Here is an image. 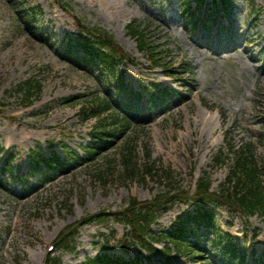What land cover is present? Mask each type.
I'll return each instance as SVG.
<instances>
[{
	"label": "rangeland",
	"instance_id": "374dc122",
	"mask_svg": "<svg viewBox=\"0 0 264 264\" xmlns=\"http://www.w3.org/2000/svg\"><path fill=\"white\" fill-rule=\"evenodd\" d=\"M230 1L228 15L218 12L228 25L213 26L209 36L206 26L191 29L183 20L181 0H0V165L5 168L0 169L5 183L0 185V264H47L48 252L61 264H79L99 253L138 264L190 259L169 250L163 233L194 209L191 199L176 197L148 231L150 245L169 253H151L112 213L133 196L143 201L180 189L192 193L205 173L218 190L230 174L235 150L247 143L264 164V0ZM19 5L41 6L43 38L20 21ZM76 17L114 34L134 59L118 69L129 83L119 96L140 93V119L94 160L84 158L85 147L101 129L99 117L84 118L81 109L88 106L90 113L89 106L111 96L96 67H82L62 54L67 36L78 32ZM130 22L141 23L163 66H154L140 51ZM27 83L40 84L41 92L20 90ZM161 86L178 90L183 100L176 96L170 107L149 111L147 98ZM70 96L75 98L68 101ZM117 111L104 112L108 129L116 127L109 115ZM70 151L81 157L76 168L46 167L43 158L68 159ZM127 162L135 166L134 177ZM99 211L108 214L106 220L78 226L76 250L57 244L49 251L64 227ZM215 216L214 228L230 231L249 254L264 249V215L217 205ZM202 245L212 247L207 239Z\"/></svg>",
	"mask_w": 264,
	"mask_h": 264
},
{
	"label": "trees",
	"instance_id": "16d2710c",
	"mask_svg": "<svg viewBox=\"0 0 264 264\" xmlns=\"http://www.w3.org/2000/svg\"><path fill=\"white\" fill-rule=\"evenodd\" d=\"M226 0H221L220 4L224 7ZM182 13L184 15H193L194 8L191 7V0H182ZM200 3L201 0H198ZM38 7H27L24 10L20 7L18 12H20V20L26 25L32 26L34 32L40 34L38 27L35 25L36 15L38 13ZM189 16V15H188ZM79 25L80 33L79 35L70 36L67 47L64 50V54L68 55V58L73 59L77 62L83 63H93L96 65L100 71L104 74L105 78L109 81L113 80L116 86L121 87L122 81L120 80L118 74L116 73L117 66L125 58H128L127 53L123 47L114 39V36L110 34L105 29L98 26H87L77 21ZM129 32L134 35L138 40L139 48L146 52L149 57L153 60L155 64H164L159 51L154 47L148 40L147 33L144 28H141V23L137 24L134 22L129 23ZM82 52V53H81ZM41 85L36 84H23L20 86V90H23L26 94H33L41 92ZM75 97H67L68 101L73 100ZM151 103L155 107L158 106L159 102H163L168 99L169 96L165 91H157L153 93L151 97ZM88 106H83L81 112L84 113V118H88L91 114L93 116H98V127L101 129H96L95 136L97 139L105 142H111V138H115L118 133L115 131L117 129L125 130L130 125V118L135 117L133 114L134 110H121L119 113H114L111 116V124H116L115 129H108L110 125L105 122L104 112L115 108V105L109 98L100 99L98 102L89 106V112H87ZM110 124V123H109ZM249 151L241 149L237 152L239 153L236 157L235 163L231 166V173L229 174L227 180L222 183L220 191H210V178L205 175L198 181L197 186V199L199 201V208L196 209V213L193 214L188 212L186 217L181 219L178 218L177 225L164 236L170 239L173 244L177 247L178 251H184L185 254L193 256V258L203 256V250L199 249L197 246L198 241L193 244L188 242L187 239L191 234L199 235L198 230L200 226L193 224V219L197 217L201 218H212V210L207 208V205L214 203L216 201L229 204L233 209L243 210L246 212L260 211L264 214V168L258 166L256 161L253 159L251 153V148ZM104 150L103 146H91L88 145L86 150L89 155V159H94L99 150ZM106 150V149H105ZM72 161H67L68 165L74 166L79 159V157L71 152ZM222 156V155H221ZM127 161L130 157L127 155ZM220 159V157H218ZM49 167L59 168L63 166L60 163L58 157L49 158L45 161ZM128 173L130 177L135 176V166L131 163L126 164ZM181 193V192H180ZM168 194H160L153 201H139L135 197H131L129 204L123 209L117 211L115 214L121 220L127 221L134 231L135 238L149 250L153 251L155 248L149 246L147 242V229L150 224L155 221L158 217L157 212L160 209L166 208V205L172 200ZM103 216V215H102ZM100 216L98 219L104 220V217ZM199 217V218H200ZM75 235L73 229L69 230L68 233L64 234L60 238V245L63 249H74V242L72 236ZM219 243L225 245L227 250V264H232L233 262L239 260L240 264H243L246 255L236 254V245L232 242V238L229 236H221L219 238ZM240 250V249H239ZM229 254V255H228ZM198 261V260H194ZM238 261V262H239ZM48 264H60V260L55 256H48ZM209 258L205 261H200V264H213ZM81 264H135L130 261H126L119 257H112L107 253L97 255L95 258H89Z\"/></svg>",
	"mask_w": 264,
	"mask_h": 264
}]
</instances>
